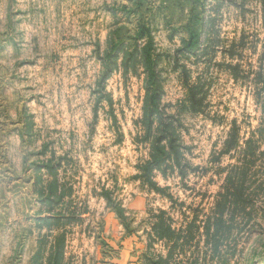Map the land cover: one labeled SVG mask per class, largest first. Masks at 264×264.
<instances>
[{"label": "rangeland", "instance_id": "374dc122", "mask_svg": "<svg viewBox=\"0 0 264 264\" xmlns=\"http://www.w3.org/2000/svg\"><path fill=\"white\" fill-rule=\"evenodd\" d=\"M143 22L152 139L118 40ZM61 234L60 264H264V0H0V264H53Z\"/></svg>", "mask_w": 264, "mask_h": 264}, {"label": "trees", "instance_id": "16d2710c", "mask_svg": "<svg viewBox=\"0 0 264 264\" xmlns=\"http://www.w3.org/2000/svg\"><path fill=\"white\" fill-rule=\"evenodd\" d=\"M145 22H143L142 24H140L139 26H142V32H138L136 35H133L129 38V42L128 41H124L123 36H120L118 38V40L121 43V48L120 51L118 49H116V51H119L121 53H123L122 55V63L123 66H125V70L128 69V67L132 66L135 67V64L140 63L142 65V69L144 71L145 74V83H144V87H145V96H144V103H143V123L145 124V128H146V134H145V138L144 139H152L151 136H153V128H154V122H156V116H158L160 114V98H161V91H162V87L160 85V81L158 80V69H157V65L158 62L156 60V58L153 55L154 49H153V42H152V34H151V28L149 27V24L144 25ZM140 29V27H139ZM145 32V33H144ZM195 35V34H194ZM131 41H133L134 43H131ZM190 41V39H189ZM184 43L186 44L185 46H187V42L184 41ZM131 45H133V48L130 47ZM191 45V44H190ZM114 46L116 47L117 44L116 42L114 43ZM117 58V54H114L113 56H111L110 58V62L111 60H115ZM106 63V69L107 72H105V74L103 75L105 78L106 75H109L110 72L112 71V69H114L116 67V63L112 62V63ZM115 64V66H114ZM197 86L194 85L193 87L189 86V90H190V103L195 104V101L197 100L195 98L196 94L194 89ZM161 118H159V124L161 125ZM165 127V130H163V133L158 136L157 138H155V140H151V158L147 163V166H145L144 168L147 169V174L149 175V173L151 172L152 168H159L160 165L167 159V156H170L171 152H174L176 156H178L175 151H177V147L174 143V127H172V123H165L163 124ZM156 128V127H155ZM154 128V129H155ZM171 128L173 130H171ZM164 141V142H163ZM170 145V146H169ZM173 150V151H172ZM171 151V152H170ZM239 196V193L236 194V197ZM61 195L58 196V199H61ZM156 227V225H155ZM168 231H165V233L161 230H157V235L158 238H162L163 236L167 235V237H169V235L172 233V231L170 230V227L167 228ZM59 241L60 244H58L57 247V253L55 256V261L53 264H60L62 262V243L64 245V237L63 234L59 235ZM213 239L215 240L214 236H212ZM215 247V246H214Z\"/></svg>", "mask_w": 264, "mask_h": 264}, {"label": "crops", "instance_id": "0c3cea01", "mask_svg": "<svg viewBox=\"0 0 264 264\" xmlns=\"http://www.w3.org/2000/svg\"><path fill=\"white\" fill-rule=\"evenodd\" d=\"M109 261H110V260H109L108 258H105V257H104V258H100V260L97 261V262H100L101 264H109ZM128 261H129V260H125V262H122V261H121V257H120V260H118V262H116V261H115V262L110 261V262H112L113 264H115V263H116V264H122V263H123V264H128V263H127ZM85 263H86V262H84V264H85ZM92 264H96V262H92ZM129 264H133V263L130 262Z\"/></svg>", "mask_w": 264, "mask_h": 264}]
</instances>
